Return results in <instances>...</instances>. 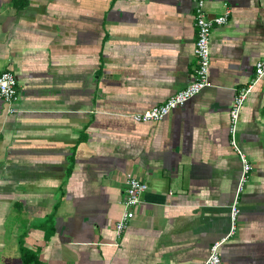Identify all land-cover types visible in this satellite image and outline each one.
<instances>
[{
  "label": "crops",
  "instance_id": "obj_1",
  "mask_svg": "<svg viewBox=\"0 0 264 264\" xmlns=\"http://www.w3.org/2000/svg\"><path fill=\"white\" fill-rule=\"evenodd\" d=\"M195 0H0V264H202L230 228L235 94L264 56V0H206L208 86L158 121L131 115L190 84ZM9 107H13L12 112ZM235 139L252 169L224 264H264V76ZM148 188L118 235L125 175ZM33 254L35 256H33Z\"/></svg>",
  "mask_w": 264,
  "mask_h": 264
},
{
  "label": "built area",
  "instance_id": "obj_2",
  "mask_svg": "<svg viewBox=\"0 0 264 264\" xmlns=\"http://www.w3.org/2000/svg\"><path fill=\"white\" fill-rule=\"evenodd\" d=\"M205 1L206 0H195L194 4V18L195 24L198 29L193 48L194 55L198 61L195 78L190 84L175 92L163 103L156 104L150 108L145 109L144 111L132 114L131 118L135 122L161 120L171 110L182 106L190 98H192L203 88L208 86V68L210 64V36L212 28L214 26L224 25L227 23L228 11L219 16L208 17L205 10ZM263 76L264 56L256 60L254 64V78L252 79L250 84H247L245 87L240 88L237 91L229 110L231 133L230 144L239 156L241 170L234 192V198L230 204L229 209L230 228L226 234L222 235L220 238L212 242L209 247V253L203 260L202 264H224L220 256L219 249L224 242H226L235 234L237 228V218L240 213L239 199L245 189L246 183L249 178V173L252 169V165L249 162L246 153L236 141L235 133L243 103L246 100L248 93L253 88L254 83L260 80ZM16 96L17 91L15 76L10 71H3L0 74V98H2L7 103H11L14 99H16ZM13 110V107H9L10 112H12ZM147 188V184L138 177L134 176L132 173H127L125 175V185L123 192L124 211L115 223V230L118 235L120 234L122 229L126 227L127 222L134 216V208L139 203L141 194L145 192Z\"/></svg>",
  "mask_w": 264,
  "mask_h": 264
},
{
  "label": "trees",
  "instance_id": "obj_3",
  "mask_svg": "<svg viewBox=\"0 0 264 264\" xmlns=\"http://www.w3.org/2000/svg\"><path fill=\"white\" fill-rule=\"evenodd\" d=\"M29 254H30L29 251H24L23 260H22L23 264H29L30 262H32L34 260V257H30L32 254L31 255H29ZM33 256H35V255L33 254Z\"/></svg>",
  "mask_w": 264,
  "mask_h": 264
}]
</instances>
